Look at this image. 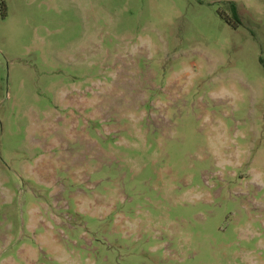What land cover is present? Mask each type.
Segmentation results:
<instances>
[{
	"label": "rangeland",
	"instance_id": "obj_1",
	"mask_svg": "<svg viewBox=\"0 0 264 264\" xmlns=\"http://www.w3.org/2000/svg\"><path fill=\"white\" fill-rule=\"evenodd\" d=\"M0 264H264V0H0Z\"/></svg>",
	"mask_w": 264,
	"mask_h": 264
},
{
	"label": "trees",
	"instance_id": "obj_2",
	"mask_svg": "<svg viewBox=\"0 0 264 264\" xmlns=\"http://www.w3.org/2000/svg\"><path fill=\"white\" fill-rule=\"evenodd\" d=\"M230 12H231V16H232L231 18L234 21H236L237 25H240L241 24V19L239 18L238 11H237V6L235 4H231Z\"/></svg>",
	"mask_w": 264,
	"mask_h": 264
}]
</instances>
